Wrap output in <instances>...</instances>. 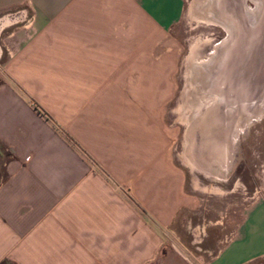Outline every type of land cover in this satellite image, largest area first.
<instances>
[{"label": "crops", "instance_id": "crops-1", "mask_svg": "<svg viewBox=\"0 0 264 264\" xmlns=\"http://www.w3.org/2000/svg\"><path fill=\"white\" fill-rule=\"evenodd\" d=\"M182 9L0 0V262L187 264L170 240L192 200L151 92ZM210 250L196 260L264 258V192Z\"/></svg>", "mask_w": 264, "mask_h": 264}, {"label": "rangeland", "instance_id": "rangeland-1", "mask_svg": "<svg viewBox=\"0 0 264 264\" xmlns=\"http://www.w3.org/2000/svg\"><path fill=\"white\" fill-rule=\"evenodd\" d=\"M258 1L260 8L256 16L255 13L246 15L239 0H232V6L230 0H216L220 12L218 20L221 22H213L192 16L193 0H182L183 9L179 19L165 33L164 41L154 51V56H161L162 62L155 68L159 73L155 75L151 92L155 102L161 103L165 133L170 140V158L183 171L184 189L192 200L177 215L170 240L185 256L187 264H202V260H196L201 255H204L203 260L209 258L212 253L210 248L218 240L223 242L230 236L231 229L241 221L246 208L264 192V0ZM246 5L249 11L255 8L252 0H247ZM223 22L232 30L229 31ZM203 41L208 43L203 44L196 57L205 59L206 55H213L210 63H214L207 90L214 96L208 105H212L218 97L222 108H227L228 99L236 107L239 99L244 97V104L240 107H243L242 111L247 113L249 119L232 137L230 159L224 161L225 164L206 160L202 162L203 167L198 169L188 164L183 156L184 120L187 114L183 91L186 58L190 50ZM239 45H244V49L239 51ZM237 50L240 55L246 56V83L239 97L236 94L239 84L236 62L240 55H233L232 61L236 66L228 59ZM258 100L262 104L257 113ZM234 109L239 112L237 107ZM235 112L234 115L223 113L225 122L230 121V125H233ZM249 264H264V258Z\"/></svg>", "mask_w": 264, "mask_h": 264}, {"label": "bare ground", "instance_id": "bare-ground-1", "mask_svg": "<svg viewBox=\"0 0 264 264\" xmlns=\"http://www.w3.org/2000/svg\"><path fill=\"white\" fill-rule=\"evenodd\" d=\"M230 1V6H232V0ZM252 1L255 3V8L253 11H249L250 8L248 9L246 5L247 0H239L240 5L243 6L244 13L246 15H252L255 13L256 16H258L260 8V4L258 3L259 1ZM215 2L216 0H193L190 12L192 16L206 19L208 21L219 22L220 20H218V15H220V12ZM241 10L238 11L239 14L241 13ZM228 13L232 14V12H229V10ZM227 23L230 24L228 21ZM223 24L225 26L224 22ZM227 25L225 27L231 31L232 28H230V26L227 27ZM206 42L208 43V41L200 42L190 50V53L186 58L187 68L184 75L185 89L183 91V96L187 106V114L184 120L185 129L183 135V156L188 164H190L192 167H197L198 169H200L201 166L203 167L202 162L206 160H215L219 163L225 164L224 161L230 159L229 150L232 137L235 133H237V130L241 129L247 123L249 119L247 113L244 114V111H242L243 107H240V105L243 106L244 104V97L240 98L239 103L236 105L239 110L238 113L234 111L236 110L234 109L236 107H234L232 104L231 99H228L229 104L227 108H222V105H220L218 102V97L215 99L212 105H208L210 99H212L211 97L214 96L212 93L207 91L210 87V79H212L210 72L211 69H213L214 63L211 65L210 62L213 60V55H206L205 59L196 57V54L203 49V44H206ZM241 46L239 45V48L237 47L239 51L244 49V45ZM238 50L236 53L233 51L228 56V59L232 65L235 64L232 61L233 55L238 54ZM238 55H240V53ZM237 57L238 62H236V64L239 67L237 79L239 84L237 83L238 91L236 94L238 96L242 95L241 91L244 89L246 83L244 68L246 56L240 55ZM229 70H231L230 67ZM240 102L243 103L241 104ZM260 104H262V102L261 100H258V104L256 106V109L258 108L257 113L261 107ZM234 112L236 115H238V117H236V115L233 116L235 123L230 125L231 122H225L226 119L223 118L222 114L226 113L230 115V113H233L234 115ZM232 128L234 129L232 130ZM197 139L199 140L198 143L196 142Z\"/></svg>", "mask_w": 264, "mask_h": 264}, {"label": "trees", "instance_id": "trees-1", "mask_svg": "<svg viewBox=\"0 0 264 264\" xmlns=\"http://www.w3.org/2000/svg\"><path fill=\"white\" fill-rule=\"evenodd\" d=\"M0 264H12V263L7 262V261H2V262H0Z\"/></svg>", "mask_w": 264, "mask_h": 264}]
</instances>
